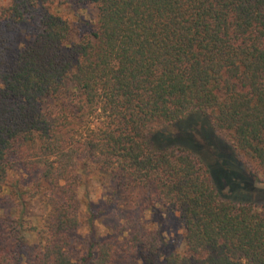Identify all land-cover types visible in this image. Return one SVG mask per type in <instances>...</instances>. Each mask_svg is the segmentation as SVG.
<instances>
[{"label":"trees","instance_id":"1","mask_svg":"<svg viewBox=\"0 0 264 264\" xmlns=\"http://www.w3.org/2000/svg\"><path fill=\"white\" fill-rule=\"evenodd\" d=\"M196 137L264 177V0H0V264H264Z\"/></svg>","mask_w":264,"mask_h":264},{"label":"rangeland","instance_id":"2","mask_svg":"<svg viewBox=\"0 0 264 264\" xmlns=\"http://www.w3.org/2000/svg\"><path fill=\"white\" fill-rule=\"evenodd\" d=\"M4 2L7 0H3ZM65 17L74 21L75 10L67 6H61L58 8ZM81 13L88 14L83 9L80 10ZM218 133V139L222 142L228 141V136L224 132ZM196 142L200 146V149L206 154V157L210 164L213 166V170L216 176L219 179V182L222 187H224V192L230 197L237 200H246L254 203L264 204V177L255 172L252 169V166L246 167L239 160L236 159L233 155L231 157L226 156L225 158L217 156L215 153L216 150H212L211 146L203 138L196 137ZM232 152V151H231ZM238 158V157H237ZM224 159V160H223ZM91 199L96 208L102 207L106 200V191L103 187L98 184H94L90 192ZM34 212L37 218L43 213V208L40 204H37L34 208ZM37 222H41L40 218L37 219ZM106 222L98 224L99 231H103V228H106ZM150 227L156 228L155 224H149ZM105 230V229H104ZM166 236L170 240H173L176 236L180 235L182 229L180 225L174 221H169L166 224Z\"/></svg>","mask_w":264,"mask_h":264}]
</instances>
